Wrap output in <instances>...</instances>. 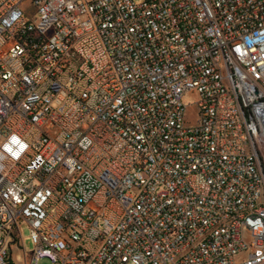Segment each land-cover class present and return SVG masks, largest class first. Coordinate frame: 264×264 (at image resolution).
<instances>
[{
  "label": "built area",
  "instance_id": "built-area-1",
  "mask_svg": "<svg viewBox=\"0 0 264 264\" xmlns=\"http://www.w3.org/2000/svg\"><path fill=\"white\" fill-rule=\"evenodd\" d=\"M260 149L264 0H0V264H264Z\"/></svg>",
  "mask_w": 264,
  "mask_h": 264
},
{
  "label": "rangeland",
  "instance_id": "rangeland-1",
  "mask_svg": "<svg viewBox=\"0 0 264 264\" xmlns=\"http://www.w3.org/2000/svg\"><path fill=\"white\" fill-rule=\"evenodd\" d=\"M29 12L32 13V10H29ZM197 100H198V96L196 93L187 94L185 97V103L188 106H190L189 119L191 121H195L196 119L197 109L195 103L197 102ZM260 152L262 157V164H264V149H260ZM21 230H22V237L24 240L26 253L28 257H31L34 252V243L31 237L30 228L26 224H23ZM12 250H13V257H12L13 264H24L25 257H24L23 247L20 248L19 246L14 245ZM38 264H53V263L49 259L43 258L39 261Z\"/></svg>",
  "mask_w": 264,
  "mask_h": 264
},
{
  "label": "trees",
  "instance_id": "trees-1",
  "mask_svg": "<svg viewBox=\"0 0 264 264\" xmlns=\"http://www.w3.org/2000/svg\"><path fill=\"white\" fill-rule=\"evenodd\" d=\"M263 165V169H264V164H262Z\"/></svg>",
  "mask_w": 264,
  "mask_h": 264
}]
</instances>
